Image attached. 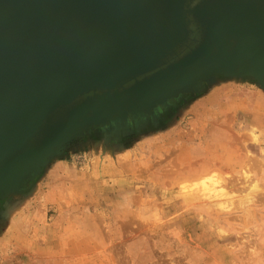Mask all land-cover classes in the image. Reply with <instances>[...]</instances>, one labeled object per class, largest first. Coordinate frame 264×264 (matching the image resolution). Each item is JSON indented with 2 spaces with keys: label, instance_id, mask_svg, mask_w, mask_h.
Instances as JSON below:
<instances>
[{
  "label": "rangeland",
  "instance_id": "obj_1",
  "mask_svg": "<svg viewBox=\"0 0 264 264\" xmlns=\"http://www.w3.org/2000/svg\"><path fill=\"white\" fill-rule=\"evenodd\" d=\"M195 3L188 1L187 11ZM192 48L177 46L152 72ZM250 56L230 54L227 70L198 78L194 86L210 88L197 98L190 87L173 89L166 102L142 113L145 123L127 116L124 85L112 94L108 113L62 132L27 170L25 186L19 175L9 192L0 187V264H264V59ZM189 94L197 109L183 115L181 100ZM238 97L241 106H224ZM253 111L262 122H249ZM69 112L51 117L50 128L58 129ZM220 119L248 161L229 167L213 152L212 168L199 175L204 161L194 151L203 123ZM189 160L194 163L186 165ZM245 171L250 181L244 184ZM208 179L217 180L213 189Z\"/></svg>",
  "mask_w": 264,
  "mask_h": 264
},
{
  "label": "bare ground",
  "instance_id": "obj_2",
  "mask_svg": "<svg viewBox=\"0 0 264 264\" xmlns=\"http://www.w3.org/2000/svg\"><path fill=\"white\" fill-rule=\"evenodd\" d=\"M186 1V4L184 3V24L187 31L184 34L186 40L182 44H195V48H192V52H187V55L184 54L185 56L178 60V62L180 61L179 64L177 62L173 66H165L164 68L160 69L161 71L145 73L144 75L137 77L136 80L127 83V89H125V91L122 93L121 97L123 101H132V99L138 98L147 102V104H145L146 106L143 108L135 109L136 111L132 110V112L127 115L130 118H134L136 123L139 121L137 125H139L140 122H146L145 115L142 113L148 109H152L151 105H149V102L152 101L155 105H158L161 102H166V94L168 95L169 92L173 91V89L180 88L183 90L186 89V87H190L191 90L196 93V98L200 96L201 92H206L210 86L201 87L199 84L195 86L193 85L196 82V69H200L198 71L205 72V70L208 68H222L226 63L231 61V59L227 56V54L230 52H235V55L242 54V56L243 54H251V58L254 55L255 59L258 57L259 59H264V52L262 54H258L260 53L258 52L260 40L262 41L261 44L263 45L262 51H264V25H260L259 23L264 19V0H196V3L191 8V11L189 10V12L187 11L188 1ZM77 2V0H0V85L5 83L7 80L5 70H8V74L15 76V78H20V74L30 73L38 68H44V66L48 65V62L56 60L60 61L57 62L60 66L57 67L56 70L44 72L56 74L50 80L55 84L69 82L82 75L91 73L89 71L94 69H91L89 66L83 67L78 71H64V69H68L70 67L69 64L74 59L69 57L77 58V56L74 55L85 48L84 46H81V48L76 47L74 44L76 41H85L87 44H93L99 40H107L106 42L110 43V45H107L109 48L103 52V55H100L97 58V64L108 65L116 63L117 65V62H119L120 58L125 56L124 54L126 53V49L129 48V50H131L133 48L146 45L151 36L162 28V23L166 21L165 19L168 18L169 15L171 17V11L173 10L169 1H166L167 5L163 6V8L158 6L159 2H155L157 3L156 5L150 1L148 6L149 13L151 14L138 18V0H121L118 7H113V9L106 14L100 13L96 20L92 21L86 26L82 22H80V24L77 26H66L65 24L67 23L65 21L62 23L60 20L56 22L51 19L52 13L56 8L63 6L66 3H71L72 8ZM178 8L179 7L177 4L174 10ZM172 18H174L173 14ZM145 35L147 36L145 37ZM235 35H239V44L237 46H233L230 49V46L225 41V38ZM219 37H222L223 39H219ZM20 44H31L36 47H43V49H38V53L36 52L33 54L32 60H29L28 58L19 60L17 59L18 56H16V54L19 50L18 46ZM222 50L223 55L220 54ZM244 56L246 57V55ZM253 62L254 61H252V63ZM258 66L255 67L254 70H256ZM262 66H259L261 70L263 68ZM59 70H63L64 72H58ZM245 71H248V68ZM185 72H191L190 76H187V79L182 80L181 76ZM144 76L146 77L140 78ZM31 79L32 80L30 82H33V77ZM114 92L115 91L108 93L106 91L103 92L99 90H90L85 92L80 96H77L75 100L72 101V105H77L78 110H71L70 112L76 113L80 110L84 113H87L86 116L88 117H92L94 114L100 116L101 114H104V107H107L106 104L112 101V94ZM195 97L191 98V95L189 94V99L187 98L188 100H181V106L183 105V115L188 113V111L195 114L197 107L196 109L195 107L193 108L192 104V100ZM233 99H231L232 101H229L228 105L225 104L224 106L232 108L235 107V105H238L239 107L241 104H243L241 98L239 99L238 97L237 99ZM0 103H2L0 105V113L6 114L7 116L15 112L18 108L17 100L15 106H13V104L9 105L11 107L6 106V111L5 109H1L5 105L4 101ZM60 110L61 109L58 111ZM119 116V119H122L124 114L122 116L120 114ZM147 116L148 115L146 114V117ZM252 116L253 118L251 121H249L250 123H260L263 121V118L258 115L256 111H253ZM218 123L219 125H217V128L215 129L213 126ZM207 126H212L209 133H207ZM202 128L205 133L203 136L201 135L199 144L194 151V158L204 161L202 162L203 164L197 168L199 175L207 173L212 168V164L214 162L211 164L209 157L213 152H219L222 154V157H224V160L221 159L222 163H226L229 167L239 166L241 165L242 160L246 161L248 159L245 157L241 158L242 155L240 156L239 154L240 149H238L236 144H234L233 136H231L232 134L229 133V126L224 119H220L214 123H210L208 121L204 122ZM44 152L46 151H43V149L29 151L13 159L7 168L0 170V178H4L10 174L13 175L16 173L17 176L21 175L23 179V182L20 184V186H25L27 170L35 169L36 164L41 159ZM192 162L193 160H189L185 164L191 165L194 163ZM182 165H184V163ZM18 171L21 173L18 174ZM241 176L243 178L241 179L244 180V184L245 180H247V182L250 181V176L247 171L241 173ZM201 178L202 177L200 176L199 180H201ZM208 180L209 181H206V184L211 183V181H215L216 179ZM232 180L234 181V179L231 178V181ZM242 180H238L239 185L240 182L243 185ZM1 183L2 182H0V185ZM227 183L229 182L227 181ZM234 183L236 182L234 181ZM234 183L230 184V186H233V188L236 185H233ZM4 185L7 186L5 188V190H7L9 188L10 182H5L3 183V186ZM215 185H218V187L220 186L219 183ZM239 185L237 188H239ZM207 186L205 188L203 186L201 187L204 189L207 188L209 190ZM212 186L213 184L210 188L213 189L214 187ZM220 187L223 188V185L221 184ZM220 187L218 189H220ZM5 190L2 193H6L8 191L7 190L5 192ZM224 191L225 190L223 189V192ZM219 192L216 191V193ZM3 202L4 199L0 197V205L3 204Z\"/></svg>",
  "mask_w": 264,
  "mask_h": 264
},
{
  "label": "water",
  "instance_id": "obj_3",
  "mask_svg": "<svg viewBox=\"0 0 264 264\" xmlns=\"http://www.w3.org/2000/svg\"><path fill=\"white\" fill-rule=\"evenodd\" d=\"M77 1L76 5L72 8L71 3H66L56 8L52 13L51 19L56 22L60 20L62 23L65 21L67 23L65 24L66 26H77L80 22L86 26L96 20L100 13L106 14L110 12L113 7H118L121 0ZM150 1L156 5L157 3L155 2H159L158 6L161 8L167 5L169 1L173 9L171 11V17L169 15V17L165 19L166 21L162 23V28L151 36L146 45L131 50H129V48L126 49L125 56L120 58L117 65L116 63L108 65L97 64V58L103 55V52L109 48L107 45H110V43H107V40H99L93 44H87L85 41H76L74 42L76 47L81 48V46H84L85 48L74 55L77 56V58L69 57L74 59L69 64L70 67L64 69V71H78L88 66L94 70H90L89 72L91 73L82 75L72 81L55 84L50 80L56 74L49 72L44 73L45 71L56 70V68L60 66L57 63L60 61L57 60L48 62V65L44 66V68H38L30 73H22L20 74V78H15V76L8 74V70H5L7 80L0 85V102L4 101L5 105L1 109H5L6 106L11 107L9 106L10 104L15 106L16 100L18 101V108L9 116L0 113V170L7 168L13 159L29 151L39 149L46 151L49 145L58 140L62 132L69 131L70 128L75 127V123H82L89 119H95L97 117L96 114L92 115V117H88L86 116L87 113L79 110L76 113L69 112L66 121L58 129H54L55 127L50 128L51 126L48 125V120L51 117L56 120L67 111L78 110L77 105H72V101L75 100L77 96L90 90L106 91L108 93L116 91L127 83L136 80L137 77L158 69L160 65L163 64V58L177 46L185 42L186 37L184 34L187 30L184 24V5L186 4V0H138V18L151 14L149 13L148 6ZM177 4L179 8L174 10ZM172 14L174 18H172ZM146 36L147 35H145V37ZM238 36L235 35L225 38L230 49L233 46L231 45L232 43L229 42V39H232L234 41V46H237L239 44ZM219 39L223 38L219 37ZM18 47L19 50L16 56H18L17 59L19 60L27 58L32 60L33 54L36 52L38 53V49H43V47H36L31 44H20ZM220 54L223 55V50ZM230 54H235V52H230L227 56L229 57ZM179 63L180 61L178 64ZM229 63H226L219 69L208 68L205 72L196 69V80L201 76L206 77L214 71L222 72L225 69L227 70L230 65ZM173 65L174 64H172V66ZM64 71L59 70L58 72L62 73ZM190 73L185 72L181 76V79H187L186 77L190 76ZM32 77L33 82H30ZM120 100H122V97ZM124 102L128 106H131L130 112L141 108V105H138L140 103H142V105L147 104L143 99L138 98ZM109 103L106 104L108 108L103 106L105 108L104 114L110 111ZM153 103L154 102L151 101L149 105ZM1 104L2 103H0V105ZM71 106L72 109L69 110L68 108ZM59 109L61 110L58 111ZM47 131H53V134L45 139L44 137L48 135L46 134ZM17 173L20 174L21 172L18 171ZM16 176L15 173L0 178V182H2L0 187L4 188L6 185L3 186V183L10 182V180Z\"/></svg>",
  "mask_w": 264,
  "mask_h": 264
},
{
  "label": "flooded vegetation",
  "instance_id": "obj_4",
  "mask_svg": "<svg viewBox=\"0 0 264 264\" xmlns=\"http://www.w3.org/2000/svg\"><path fill=\"white\" fill-rule=\"evenodd\" d=\"M259 23H260V25H262V24L264 25V19H263L262 21H260ZM261 43H262V41L260 40V47H259V50H258V52H260V54H262V53H261V50H262V47H263V45H262ZM263 52H264V51H263ZM177 62H178V61H177ZM177 62H175V63H177ZM175 63H174V64H175ZM170 66H172V65H170ZM168 67H169V66H168ZM166 68H167V67H166ZM145 77H146V76H144V77H140V78H145Z\"/></svg>",
  "mask_w": 264,
  "mask_h": 264
}]
</instances>
